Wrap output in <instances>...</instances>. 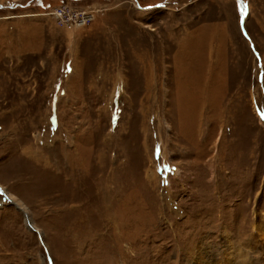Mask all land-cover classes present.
<instances>
[{"label":"rangeland","instance_id":"1","mask_svg":"<svg viewBox=\"0 0 264 264\" xmlns=\"http://www.w3.org/2000/svg\"><path fill=\"white\" fill-rule=\"evenodd\" d=\"M0 264H264V0H0Z\"/></svg>","mask_w":264,"mask_h":264},{"label":"bare ground","instance_id":"2","mask_svg":"<svg viewBox=\"0 0 264 264\" xmlns=\"http://www.w3.org/2000/svg\"><path fill=\"white\" fill-rule=\"evenodd\" d=\"M96 9V7H93V10H95ZM88 13H90V12H88V10H86L85 12H83L81 15H83V16H85L86 14H88ZM16 206V208L17 209H19L20 210V207H19V205L18 204H16L15 205ZM27 216V215H26ZM27 219V218H26Z\"/></svg>","mask_w":264,"mask_h":264},{"label":"water","instance_id":"3","mask_svg":"<svg viewBox=\"0 0 264 264\" xmlns=\"http://www.w3.org/2000/svg\"><path fill=\"white\" fill-rule=\"evenodd\" d=\"M24 217H25V219L27 218V216H26V214H24ZM27 223H28V219H27ZM28 225H29V223H28ZM32 232H37L35 229H33L32 228V230H31ZM39 238H40V236H39Z\"/></svg>","mask_w":264,"mask_h":264},{"label":"built area","instance_id":"4","mask_svg":"<svg viewBox=\"0 0 264 264\" xmlns=\"http://www.w3.org/2000/svg\"><path fill=\"white\" fill-rule=\"evenodd\" d=\"M59 12H61V13H62V11H61V10H59Z\"/></svg>","mask_w":264,"mask_h":264}]
</instances>
